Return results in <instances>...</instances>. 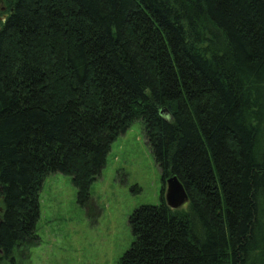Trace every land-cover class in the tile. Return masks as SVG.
<instances>
[{
    "label": "trees",
    "instance_id": "1",
    "mask_svg": "<svg viewBox=\"0 0 264 264\" xmlns=\"http://www.w3.org/2000/svg\"><path fill=\"white\" fill-rule=\"evenodd\" d=\"M135 121L188 201L135 209L119 264H264V0H0V264Z\"/></svg>",
    "mask_w": 264,
    "mask_h": 264
},
{
    "label": "rangeland",
    "instance_id": "2",
    "mask_svg": "<svg viewBox=\"0 0 264 264\" xmlns=\"http://www.w3.org/2000/svg\"><path fill=\"white\" fill-rule=\"evenodd\" d=\"M165 188L142 123L135 121L111 144L86 204L77 202L70 176L45 178L39 242L19 252L18 264H119L133 241L130 214L142 205H158Z\"/></svg>",
    "mask_w": 264,
    "mask_h": 264
},
{
    "label": "water",
    "instance_id": "3",
    "mask_svg": "<svg viewBox=\"0 0 264 264\" xmlns=\"http://www.w3.org/2000/svg\"><path fill=\"white\" fill-rule=\"evenodd\" d=\"M165 202L170 209H178L188 201L185 188L177 177H170L165 181Z\"/></svg>",
    "mask_w": 264,
    "mask_h": 264
}]
</instances>
